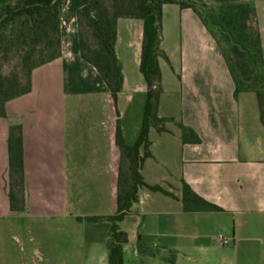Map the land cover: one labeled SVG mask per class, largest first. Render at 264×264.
<instances>
[{"label": "crops", "instance_id": "obj_1", "mask_svg": "<svg viewBox=\"0 0 264 264\" xmlns=\"http://www.w3.org/2000/svg\"><path fill=\"white\" fill-rule=\"evenodd\" d=\"M257 11L264 50V0ZM62 18V54L33 71L32 89L0 117V264H109L107 242L118 212L123 153L134 145L148 98L141 70L144 20H118L116 52L123 87L115 100L97 68L83 59L77 10ZM159 115L141 147L144 185L119 222L128 233L125 264H264V124L257 95H236L223 48L193 8L162 11ZM183 125L200 138L186 133ZM21 126L25 209L10 199V132ZM219 210L188 211L184 187ZM231 239L220 244L217 235ZM141 244L157 247L142 256Z\"/></svg>", "mask_w": 264, "mask_h": 264}, {"label": "trees", "instance_id": "obj_2", "mask_svg": "<svg viewBox=\"0 0 264 264\" xmlns=\"http://www.w3.org/2000/svg\"><path fill=\"white\" fill-rule=\"evenodd\" d=\"M68 0H0V55L17 53L18 63L8 73L0 71V117H5L8 101L27 94L32 89L35 68L62 54V15ZM168 3L193 8L204 24L217 37L223 48L229 70L240 92L256 93L261 121L264 124V50L255 7L247 2L218 5L201 4L195 0H90L77 11L80 50L84 60L99 71L113 98L117 100L123 87V67L116 52L118 20L124 17L144 20V44L141 70L148 82V98L141 132L134 145H127L118 130L117 141L123 153L118 186V212L108 217L113 221L107 248L109 264H125L124 245L128 233L119 222L138 200L139 188L144 185L139 150L151 144L150 130L165 129L166 119L160 117L162 71L159 57L162 51V11ZM223 41L227 44L225 48ZM186 133L200 138L183 125ZM10 147V199L14 210L25 209L24 156L21 126H13ZM185 209L188 211L219 210L206 202L192 189L184 187ZM142 256L157 253V247L141 244Z\"/></svg>", "mask_w": 264, "mask_h": 264}, {"label": "rangeland", "instance_id": "obj_3", "mask_svg": "<svg viewBox=\"0 0 264 264\" xmlns=\"http://www.w3.org/2000/svg\"><path fill=\"white\" fill-rule=\"evenodd\" d=\"M69 1V0H68ZM73 1V0H72ZM90 0L86 4L89 3ZM85 4V5H86ZM84 6V5H83ZM66 7V6H65ZM82 7V6H81ZM80 7V8H81ZM65 9V8H64ZM64 11V10H63ZM78 11V10H77ZM63 18V15H62ZM78 22V19H77ZM225 48L227 49V44L223 41ZM19 57L17 53H11L9 56L4 57L0 55V71L3 73H8L15 65L18 63Z\"/></svg>", "mask_w": 264, "mask_h": 264}, {"label": "built area", "instance_id": "obj_4", "mask_svg": "<svg viewBox=\"0 0 264 264\" xmlns=\"http://www.w3.org/2000/svg\"><path fill=\"white\" fill-rule=\"evenodd\" d=\"M217 238H218L220 244H222L224 246L230 245V243H231V239L226 237L223 233H218Z\"/></svg>", "mask_w": 264, "mask_h": 264}]
</instances>
